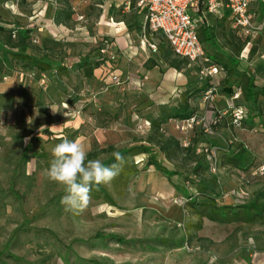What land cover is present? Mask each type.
Masks as SVG:
<instances>
[{
    "label": "rangeland",
    "instance_id": "rangeland-1",
    "mask_svg": "<svg viewBox=\"0 0 264 264\" xmlns=\"http://www.w3.org/2000/svg\"><path fill=\"white\" fill-rule=\"evenodd\" d=\"M102 1L105 0H71L75 22L64 40L60 35L50 39L60 41L70 53H91L94 60L98 57V61L104 59L115 69L118 67L112 75L103 70L101 76L107 78L106 82L101 81L100 89L97 84L85 87L76 107L60 105L46 87V79L33 72L16 69L13 76L0 77L3 83L0 138L5 143L0 147V264H264V218L255 223L226 225L207 219L201 222L193 210L186 208L197 195L195 186L186 177L196 179L195 176H187L185 170H179L176 176H164L153 167H146L148 155L135 157L140 173L127 188L109 184L115 206L91 197L88 208L74 215L61 204L65 195L62 186L45 175L55 144L63 137L79 140L87 153L95 147L104 149L110 145L149 147L145 142L149 120L158 115L159 107L176 106L185 91H189L190 102L197 109L195 122L188 125L187 121L171 120L165 126L167 132L184 147L195 134L201 132L207 136L208 142L196 145V154L203 156L205 175L217 179L220 204L238 208L253 201L264 203V130L262 118H256L264 99L252 106L241 96L237 97L240 92L234 87L235 79L226 83L224 65H221L224 72L207 81L200 80L197 65L188 61L177 70L180 74L158 71L143 83L141 79L145 76L139 79L120 74L119 56L100 52L102 40L114 34L110 20L113 13L108 12L115 10L108 9ZM261 1L264 0H255L251 5L253 38L251 45L243 48L236 68L264 85V2ZM56 2L0 0V26L12 30H16L17 24L29 26L34 29L33 43H48L46 28ZM122 10L119 8L114 14L120 16ZM223 22L220 45L226 46V41L231 40L236 45L248 38L232 31L229 21ZM148 32L156 42H165L160 35ZM210 49H205L209 57ZM222 53V58L230 54H224L227 53L224 50ZM20 84L19 92L16 90ZM211 85L214 101L208 102L205 93ZM232 87L234 94L230 96L227 90ZM204 88L207 89L202 92ZM92 101L96 108L83 110ZM101 107L110 116L99 117L96 109ZM238 107H243L245 126L233 124L230 113ZM217 113L222 114L223 120L213 130ZM115 115L116 121L102 127L104 121ZM250 126L253 128L249 129ZM231 143H243L250 153L242 168L223 163L224 150ZM152 150L167 168L176 169L158 149ZM107 158L103 154L97 159ZM203 201L198 197L199 203Z\"/></svg>",
    "mask_w": 264,
    "mask_h": 264
},
{
    "label": "trees",
    "instance_id": "trees-1",
    "mask_svg": "<svg viewBox=\"0 0 264 264\" xmlns=\"http://www.w3.org/2000/svg\"><path fill=\"white\" fill-rule=\"evenodd\" d=\"M56 3L57 7L54 12L55 24L69 28L75 22L76 15L71 0H57ZM132 3L136 6L134 1ZM33 33L34 29L29 26L17 24L16 30L0 26V77H11L16 69L33 72L38 77L46 79V87L51 91L52 95H55L59 99L60 105L66 104L67 107L74 108L81 102L82 92L85 87L97 84L99 85L97 89H100L101 81L106 82L107 75L101 76L103 70L111 75L117 72L118 67L115 69L109 61L102 59V62H100L98 61V57L94 60L91 53H70L60 41L48 39L49 44L45 41L42 45H37L32 42ZM199 37L201 42L211 39L206 32L199 34ZM252 38L248 37L246 40H239L236 45L232 43V40L229 41V44L234 47L235 57L230 60L232 68L224 67L227 70L226 83H230L234 78V87L239 90L243 101L248 105L254 106L260 99H264V85H259L256 78L246 71H240L236 68L238 65L237 58L240 57L243 48H246L249 44L251 45ZM100 45L102 46L100 52L107 51L110 54H119L115 50L114 39L112 38L105 37ZM70 50L72 51V49ZM172 54H174L172 50L171 52H166L163 55V59L171 68L181 70L182 65L186 64L185 61L187 60L182 59L178 61L176 58H173ZM207 57L214 63V59L208 55ZM104 63L108 64L107 67ZM215 64L219 65V63ZM156 66L157 63L154 60H149L145 65L148 70H152ZM200 80L207 81L201 79V77ZM234 87L227 90L230 96L234 94ZM17 89L19 90L16 91L20 92L22 84ZM206 89L201 90L203 92ZM87 108H96V103L92 101L86 104L83 110ZM103 108L96 109L97 115L99 117L110 116V113L106 112ZM238 108L243 109V107ZM238 108L230 114L233 116ZM158 110V115L149 120V132L145 136V142L149 147L139 145L131 148H117L114 145H110L104 149L95 147L93 151L88 153V159H97L103 154L107 155L108 158L102 161L106 166L115 162V158L112 155L114 151H119L124 156L125 162L122 170L110 185L114 188H127L132 178L138 176L140 173V169L134 160L135 157L148 155L146 167H153L164 176L179 175V170L188 172L187 176H195L196 179L186 177L197 190V195L186 204V208L193 210L199 216L201 222L203 219H207L211 222L226 225L236 222L255 223L262 220L264 218V203L253 201L238 208L219 203L220 194L218 193L219 186L217 179L213 177L209 179L205 175L207 167L203 163V156L196 154V145L209 141L204 133L200 132L197 136L195 134L191 143L184 147L178 138L169 134L165 129V126L171 120L188 121L196 116L197 109L190 102L189 91L182 93L181 99L176 106L163 105ZM117 118V115L109 118L108 121H104L102 127H107L111 121H116ZM256 118H262L261 128L264 130V104L258 109ZM222 120V114L217 113L215 121L212 124V129L216 130L220 127ZM242 124L245 126L247 121L242 119ZM251 128L253 126L249 127V129ZM134 141L139 142L137 139H134ZM4 146L3 138H0V147ZM154 148L158 149L165 159L173 164L176 169L170 170L160 162L158 154L152 150ZM209 150L207 148L208 152ZM249 154L247 147L243 143H231L224 150L222 160L226 166L242 168L249 160ZM91 197L95 200H102L104 203L112 206L116 205L109 184L100 185L98 190L93 186ZM198 197L203 198L204 201L199 203ZM112 238L119 240L117 237L112 236Z\"/></svg>",
    "mask_w": 264,
    "mask_h": 264
},
{
    "label": "built area",
    "instance_id": "built-area-1",
    "mask_svg": "<svg viewBox=\"0 0 264 264\" xmlns=\"http://www.w3.org/2000/svg\"><path fill=\"white\" fill-rule=\"evenodd\" d=\"M133 1L136 7L144 12L145 26L152 33H160L170 44L173 53L199 67L201 79H213L224 72L206 55L203 43L199 38V13L224 17L228 12L231 29L246 37L253 35L250 7L253 0H127ZM82 17L79 18L81 20ZM148 47L157 51V46L147 42ZM250 46V44L248 45ZM247 46V48H248ZM137 82V81H136ZM213 85L205 93V101H214ZM240 96V93L237 97ZM234 123L240 125L244 118V110L238 108L234 115ZM195 118L187 121L194 124Z\"/></svg>",
    "mask_w": 264,
    "mask_h": 264
},
{
    "label": "crops",
    "instance_id": "crops-1",
    "mask_svg": "<svg viewBox=\"0 0 264 264\" xmlns=\"http://www.w3.org/2000/svg\"><path fill=\"white\" fill-rule=\"evenodd\" d=\"M103 2L105 5H108V9L109 7L115 8V10L109 9L108 13H113L112 15H110V20L113 23L112 28L114 32V34L111 35V38L114 39L115 50H117L119 53L118 72L120 74L132 78L137 77L139 79H141L142 76H145L146 78L141 79V83H143L144 81L146 82L149 76H153L158 71L166 72L170 75L172 74V71L180 74L176 69L171 68L169 64L163 59V55L166 52H171L172 50L170 44L160 33H156V35H160L162 39L165 40V42H160L159 40H157L158 42H156L154 38L151 37V34L148 32L149 30L146 29L144 12L141 9L134 6L133 3L129 4L127 0H105ZM253 2H255V0H253L252 3ZM119 8L123 9L120 16L114 14ZM196 16L200 18L198 33L203 34L204 32H206L211 37L209 41L202 42L205 49L207 47H212V49H210V53L212 54V56L210 57L220 65H224L228 68L231 67L230 60L235 57V54L233 53V47L227 41L226 46H222L219 44V31L223 29V21H229L228 12H224V17L214 16L203 12L199 13ZM104 17L106 18V16ZM108 23L111 24L110 22ZM48 26L49 27L46 28V36L49 39L57 38L60 35L64 40V36L70 31V29L67 27L57 26L54 22V15L50 18ZM147 42H152L156 46L158 45L157 51L153 52L148 47ZM213 49H215L216 51L213 52ZM223 50L227 52L224 54L230 53L225 58L221 57V54H223ZM205 52L207 54L206 50ZM172 55L173 58H175L176 55ZM237 59L239 61V58ZM149 60H154L157 63V66L152 70H148L145 67L146 63ZM2 84L3 83H0V85Z\"/></svg>",
    "mask_w": 264,
    "mask_h": 264
},
{
    "label": "clouds",
    "instance_id": "clouds-1",
    "mask_svg": "<svg viewBox=\"0 0 264 264\" xmlns=\"http://www.w3.org/2000/svg\"><path fill=\"white\" fill-rule=\"evenodd\" d=\"M112 155L115 162L107 166L100 159H88L83 143L67 137L52 147V159L45 175L62 186L65 195L61 204L67 211L82 214L91 202L93 186L98 190L100 185L110 184L120 174L125 158L119 151Z\"/></svg>",
    "mask_w": 264,
    "mask_h": 264
}]
</instances>
